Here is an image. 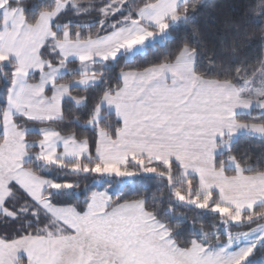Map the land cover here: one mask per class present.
Segmentation results:
<instances>
[{"label": "snow or ice", "instance_id": "snow-or-ice-1", "mask_svg": "<svg viewBox=\"0 0 264 264\" xmlns=\"http://www.w3.org/2000/svg\"><path fill=\"white\" fill-rule=\"evenodd\" d=\"M0 264H264V0H0Z\"/></svg>", "mask_w": 264, "mask_h": 264}]
</instances>
